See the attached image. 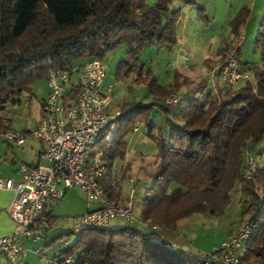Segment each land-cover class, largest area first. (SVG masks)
<instances>
[{"label": "trees", "instance_id": "obj_1", "mask_svg": "<svg viewBox=\"0 0 264 264\" xmlns=\"http://www.w3.org/2000/svg\"><path fill=\"white\" fill-rule=\"evenodd\" d=\"M175 1L0 0V134L12 130V120L3 112L20 102L19 93H31L33 84L47 79L50 69H68L93 57L104 59L126 45L127 56L118 62L116 77L123 80L136 74L134 81L149 87L153 99L122 104L114 135L103 144L108 175L116 160L126 158L127 136L142 123L144 134L156 144L158 158L151 183L143 195L137 193L141 218L175 230L181 219L196 213L222 215L239 185L243 215L251 226L241 260L264 264V15L253 46L260 62L242 60L239 51L240 67L250 71L251 79L228 84L218 93L192 95L172 113V107L155 99L182 87L181 72H176L173 83L161 85L150 73H143L138 55L148 44L171 49L178 43L182 7ZM198 10L200 17L207 18L204 6ZM249 15L250 8L244 6L231 20L232 38L224 44L226 50L242 34ZM157 106L167 114L166 134L154 132L152 115ZM248 154L257 164L251 179L247 178ZM103 186L110 199L123 200L122 192L108 181ZM158 232L127 223L108 229L91 227L59 251L75 254L74 264H220L171 243Z\"/></svg>", "mask_w": 264, "mask_h": 264}, {"label": "built area", "instance_id": "obj_2", "mask_svg": "<svg viewBox=\"0 0 264 264\" xmlns=\"http://www.w3.org/2000/svg\"><path fill=\"white\" fill-rule=\"evenodd\" d=\"M244 40L245 32L225 50L224 63L213 71L214 76L218 73L226 84L237 85L252 77L250 71L240 67L239 51ZM106 76L105 62L100 57L82 60L68 69H50L49 93L42 102L41 118L36 127L26 133L12 130L3 133L11 144L23 145L30 135L45 145L37 164L21 162L19 180L0 177V188L14 193L4 210L16 227L12 233L0 235V254L6 256L9 264H29V251L38 257L39 264L75 263L73 256L62 254L59 249L52 252L49 239L54 227L50 207L76 186L87 193L88 202L87 211L73 218V233L91 227L108 229L118 218L152 231L161 229L159 224L136 214L134 178L128 180L131 187L124 202L110 199L103 186L109 170L103 144L112 139L115 120L120 114L119 110L111 109L114 85L105 84ZM180 100L179 94L172 93L162 104L170 108L177 106ZM142 126L136 125L133 132L144 133ZM13 160L18 161V158ZM256 169L255 159L248 154L247 178H253ZM116 179L110 181L113 188ZM255 190L259 192V187ZM250 234L251 226L246 221L214 251L206 254L208 259L220 264H247L241 260V250ZM25 240L32 242V249L24 244Z\"/></svg>", "mask_w": 264, "mask_h": 264}, {"label": "rangeland", "instance_id": "obj_3", "mask_svg": "<svg viewBox=\"0 0 264 264\" xmlns=\"http://www.w3.org/2000/svg\"><path fill=\"white\" fill-rule=\"evenodd\" d=\"M194 1L195 3H186L176 0L174 3V5L182 7L181 15L184 17L180 27L177 28L178 43L174 47L170 49L160 47L156 43L148 44L138 55L144 63L143 73H150L152 78H156L161 85L173 83L176 72H181L182 87L172 92L179 94L181 100L177 106L170 108L172 113L192 95L203 91L218 93L228 88L229 85L220 80L218 73L214 76L212 69L222 65L226 50L224 44L232 38L230 22L244 6L250 8V15L241 30L242 33L245 32V40L241 46V58L244 61L256 63H259L261 59L259 52L256 53L253 46L259 23L264 15V0ZM200 5L206 8L207 18L200 17L198 10ZM126 56L127 46L124 45L108 53L103 59L107 73L105 84L112 83L114 85V99L111 105L113 111H121V106L125 102L142 101L147 103L153 99L149 87L134 81L136 74L123 80L117 79V64ZM81 61L79 60L75 64ZM48 92L47 79H41L33 84L31 93L26 91L19 93L17 99L20 102L9 105L3 112L12 120V131L26 133L36 127L41 118L43 99L48 95ZM170 94L155 99V101H163ZM157 108L152 115V121L157 125L154 132L160 131L166 134L169 130L167 114L159 106ZM137 125L142 126V123ZM3 137L4 134H0V152L4 148L8 150V145L3 141ZM127 139L129 149L126 158L116 160L113 173L108 175V179L105 180L110 183L112 179H116L121 174L119 179H116L117 183L114 187L116 191L122 192V195L126 196L121 202H124L129 195L131 185L128 180L130 178L135 179L134 186L138 195H143V191L152 181L151 173L155 170V161L158 158L156 144L146 134L132 131L128 134ZM12 144L14 156L20 162H37L39 160L37 153L42 150L43 144L39 139L28 135L23 145ZM261 145H264V142ZM255 157L258 162L261 160L257 155ZM239 189V185L234 188L230 204L222 215L209 213L191 215L189 223L191 227L188 225L187 228L180 229L178 233L183 248L194 253H211L224 239L229 237L233 230H239L243 226L248 216L243 215ZM87 202V193L76 186L69 189L60 201L50 207L54 216L51 237L59 235L51 243L52 252L75 241L77 234L71 230L74 225L73 218L87 211ZM135 211L138 216L141 215L140 206L137 205ZM122 224H125V220L118 218L113 221L112 227H119ZM143 229L145 230V228ZM167 231L169 230L162 229L158 235L163 236ZM37 258L30 253L27 259L29 264H38Z\"/></svg>", "mask_w": 264, "mask_h": 264}, {"label": "crops", "instance_id": "obj_4", "mask_svg": "<svg viewBox=\"0 0 264 264\" xmlns=\"http://www.w3.org/2000/svg\"><path fill=\"white\" fill-rule=\"evenodd\" d=\"M183 18L184 17H182V15H180L177 28L180 27ZM216 68H218V67H215V69ZM215 69L213 68L212 70H215ZM3 141L7 143L8 150H6V148H4L3 151L0 152V177L12 178L15 181H17L21 178V173L19 171L21 162H25V163L32 165V164H37L39 160L37 162L36 161H33V162L21 161L20 162L19 159H18V161H14L13 158L16 156H14L13 144L7 142L5 140V137H3ZM44 147H45V145L42 144V150ZM42 150H40L37 154L39 155ZM38 158H39V156H38ZM13 197H14V193L11 190L0 188V235L10 234L15 230V227H16L15 221L4 210V208L12 201ZM125 197H126L125 194H123L122 199H125ZM190 218H191V216H188L186 218L181 219L177 224V228L175 230L167 231L165 234H163V237H165L171 243L176 244L179 247H183V244L181 243L182 240L178 237V233H179L180 229L187 228L188 225L191 227V224H189ZM161 230H162V228L159 231H161ZM237 230H233L229 234V236H231ZM49 240H51V233H50V239ZM51 243H52V241H51ZM24 244L29 249L33 248V244L30 240H25ZM30 253L35 255L32 251H29V254ZM29 254H28V256H29ZM0 264H9L6 256H4L2 254H0Z\"/></svg>", "mask_w": 264, "mask_h": 264}]
</instances>
